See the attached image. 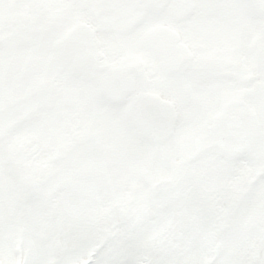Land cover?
I'll return each mask as SVG.
<instances>
[{"label":"snow or ice","instance_id":"snow-or-ice-1","mask_svg":"<svg viewBox=\"0 0 264 264\" xmlns=\"http://www.w3.org/2000/svg\"><path fill=\"white\" fill-rule=\"evenodd\" d=\"M0 264H264V0H0Z\"/></svg>","mask_w":264,"mask_h":264}]
</instances>
